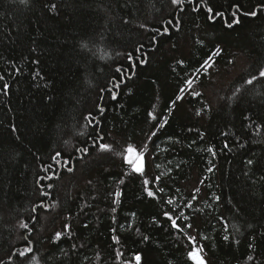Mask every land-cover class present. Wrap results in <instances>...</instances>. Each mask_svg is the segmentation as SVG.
<instances>
[{"label": "trees", "instance_id": "1", "mask_svg": "<svg viewBox=\"0 0 264 264\" xmlns=\"http://www.w3.org/2000/svg\"><path fill=\"white\" fill-rule=\"evenodd\" d=\"M232 2L212 0L226 15ZM239 2L245 10L264 5ZM198 6L189 0L183 11L171 0H128V6L125 0H31L25 8L0 0L2 264H20L14 253L25 238L35 264H136L137 254L142 264H193L185 235L164 212L192 217L177 222L192 223L195 231L185 233L196 234L207 264H264V78L258 75L264 11L228 28L224 19L192 10ZM174 15L179 32L148 30L163 29ZM141 43L147 63L113 89L123 60L118 53ZM188 79L202 95L189 92ZM101 89H113L116 99ZM98 135L113 151L91 147ZM85 144L87 155L75 153ZM129 145L147 153L143 175L126 161ZM57 231L63 238L53 243Z\"/></svg>", "mask_w": 264, "mask_h": 264}, {"label": "snow or ice", "instance_id": "2", "mask_svg": "<svg viewBox=\"0 0 264 264\" xmlns=\"http://www.w3.org/2000/svg\"><path fill=\"white\" fill-rule=\"evenodd\" d=\"M16 2H18L19 4L23 5L25 8L30 7L31 5V0H16ZM185 2V0H171V4L176 6L177 10L183 11V9L180 7L181 5H183ZM193 2H198L199 6L192 9L195 12H200L201 10H204L205 13L207 14V17L209 20L215 21V19L217 18H221L225 20L226 26L228 28H232L234 25L240 24L241 23V17H256L261 11H264V5L260 6V8L258 9H254V10H245V8L243 7L242 3L239 2V0H233V2L229 5V10H228V15H226L225 11H220L216 9V6L212 3V0H189V3H193ZM125 6H128V0H125ZM56 4L52 3L50 5V9L51 10H55L56 9ZM228 16H230V21L228 19ZM130 21L128 20H124V23L127 24ZM141 28H146V25L141 24L140 25ZM149 31L155 33L156 35H160V34H169L170 35V30H175L177 32L180 31V20L178 17H176L175 15L173 16L172 19H169L166 21V26L163 27V29L161 28H156L153 27L151 29H148ZM152 42H156L155 41V36H153L151 38ZM84 49H87L88 45L84 44L82 46ZM145 45L143 43L139 44L138 47H135L131 50H127L124 53H118V55H121L123 57V60L120 62V64L118 66L115 67L114 69V75L112 76V80L115 81V83L113 84V89H119L121 84L126 83V81L124 80L125 76H128V78H131V73H133V70L136 68V66L138 64H144L147 63V61L144 59V53H143V49H144ZM218 51H220L218 49ZM35 63H38V61H35ZM180 63H183V61H180ZM125 64L127 65L125 67ZM202 68H204L205 73L207 72V67H211V65H209L207 63V61H205L204 64L201 65ZM17 72H19V69H17ZM259 77L264 78V68H261V70L259 71ZM4 77L2 75H0V80H3ZM256 79L255 76H253L251 79H249L247 81L248 84H252L253 81ZM186 86L188 87L189 92L192 95H196V96H200L202 95V93L200 92H196L193 89V80L192 79H188L186 80ZM10 85H8L7 83H4L2 85V91L4 92V94H7V90L9 89ZM113 89H101V92L107 91L112 99H116V94L113 91ZM185 89L181 88L180 92H184ZM49 99H51V97H49ZM100 99H103V97L101 96ZM177 99H183V97H177ZM173 104L176 103V101L172 102ZM104 107L102 105L98 104V111L102 114L104 112ZM200 113H197V115H199ZM151 115V113H150ZM155 118V117H153ZM92 121L91 119H89V124H91ZM95 127V126H94ZM12 131L16 132V128L15 125L12 126ZM156 132H152L151 136H155ZM104 140L103 136H97L96 139H94L92 141V148H96L98 147L99 150L101 152H111L113 151V146L107 142H102ZM146 145L143 146V149H146ZM228 144L225 143L224 144V148H227ZM125 151L130 154V156L126 157V161L129 164H133L134 165V171L136 173H139L141 175L144 174L145 169H146V165H147V161L145 159L146 156V151L145 150H137L136 148L132 147L131 145H129ZM210 152H212V155L215 156V151L212 149H209ZM75 153H82L83 155H87L89 153V147L87 144H85V146L83 147H75ZM63 155L62 152H56L55 156L56 157H61ZM81 158H83V156H81ZM246 164L248 166H255L256 162L252 159H248L246 161ZM49 169H46V171ZM67 171L71 172L73 171V168L68 166L67 167ZM209 172L213 171V168H209L208 169ZM39 179H43V177L39 178ZM157 181L160 179L159 176H157L155 178ZM261 179H264V176L261 177ZM39 182V181H38ZM123 182V181H121ZM203 181H201L202 183ZM89 183H91V181H89ZM145 184L148 183L147 180L144 181ZM48 187H51V185H48ZM41 191V195L47 196L48 193L43 191V186H41L40 188ZM160 191H163V189H160ZM195 191H199V188H197ZM117 196L120 195V193H116ZM149 196H153L154 193L149 191L148 192ZM196 196H193V199H196ZM215 199L218 201L220 198L219 197H215ZM169 204H172L173 201L169 200L168 201ZM185 207L187 208H192L191 204H186ZM37 208H43V204L41 203L40 205H36L35 207L32 208V212H35ZM113 211H115V209H113ZM164 216L171 222V226L173 229H175L177 232H180L182 234L185 235L189 245L191 246V250L187 253L188 258L193 262V264H207V261L204 258L203 255V246L199 245L197 242V236L196 234H187L185 233V229H189V230H193V225L192 223H185L183 227H181V224L178 223V220H185V221H189L192 219V217L190 216H185L182 212L180 213V215L176 216L175 218L173 217V215L170 212H164ZM19 227L21 229H29V223L27 222H22L20 223ZM86 227V225H85ZM64 228L66 230H68V232H71V225L70 224H65ZM112 231H115V229H113ZM63 238V232L62 231H57L54 234L53 237V243H56L58 241H60ZM26 239V246L23 248V250L17 249V251L14 253V255L16 256V258L20 261V264H29V261H33V254H34V247L32 245L31 240H27ZM113 239L115 240L116 238L113 237ZM144 239H148L147 237H144ZM206 239V237H205ZM224 240L227 241L229 240V236L225 235L224 236ZM73 248H75V245H73ZM57 250H59V245H57ZM67 253H65L66 255ZM10 256L13 255V253L9 254ZM2 259L0 258V264H2ZM136 264H142V256L140 254L135 255L134 257ZM249 259H252V257H249ZM33 264H35V262L33 261Z\"/></svg>", "mask_w": 264, "mask_h": 264}, {"label": "rangeland", "instance_id": "3", "mask_svg": "<svg viewBox=\"0 0 264 264\" xmlns=\"http://www.w3.org/2000/svg\"><path fill=\"white\" fill-rule=\"evenodd\" d=\"M128 156H130V154H128Z\"/></svg>", "mask_w": 264, "mask_h": 264}]
</instances>
